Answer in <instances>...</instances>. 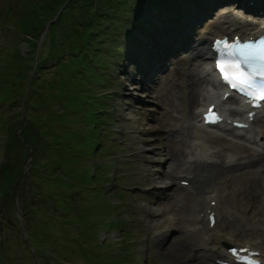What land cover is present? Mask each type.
<instances>
[{"label": "rangeland", "instance_id": "rangeland-1", "mask_svg": "<svg viewBox=\"0 0 264 264\" xmlns=\"http://www.w3.org/2000/svg\"><path fill=\"white\" fill-rule=\"evenodd\" d=\"M12 1L0 0V191L6 195H0V264H217L215 253L202 248L218 249L215 233L261 245L264 262V199L254 192L259 179L226 176L199 195L178 184L180 168L171 173L176 178L165 175L170 154L183 168L193 151L195 129L187 122L178 134L171 128L186 121L178 84L186 48L206 43L229 17L264 24V0H166L170 13L156 2L150 13L137 4V23L126 18L127 31L115 28L112 42H101L110 52L80 51L66 65L67 53L36 54L45 50L46 23L34 36L33 55L23 54L29 34H17L9 23L24 16L17 8L22 0ZM167 24L171 39L152 30ZM26 64L37 72L22 81ZM174 110L176 120L168 115ZM258 118L241 135H254L264 120ZM238 138L247 152L255 146L251 137ZM221 140H208L204 155L238 154ZM211 188L220 190L217 205L224 211L205 230L193 215ZM248 203L256 207L252 214L242 211Z\"/></svg>", "mask_w": 264, "mask_h": 264}, {"label": "trees", "instance_id": "trees-1", "mask_svg": "<svg viewBox=\"0 0 264 264\" xmlns=\"http://www.w3.org/2000/svg\"><path fill=\"white\" fill-rule=\"evenodd\" d=\"M12 2L14 3V0ZM143 2L149 4L156 2L162 10L169 7L166 0H22L17 8L24 16L18 17L17 21L11 20L10 23L17 30V34L18 32L29 34L27 39L29 44L25 55L30 52L27 55L30 57L34 52L32 48L35 46L33 40L35 34L48 20V17L59 8L52 17L53 19L44 27V35H42L40 43L45 45V50L39 51L38 49L36 54L38 56L41 52L49 56L50 53H67L68 55L62 62L63 65H66L75 54H80V51L90 57L101 53L102 49L110 52L108 46H100L101 42L103 40H107L108 43L112 42L109 36L115 31V28L123 32L127 31L128 26L130 27V20L136 23V18L132 16V13L136 9V5L141 3L143 5ZM165 12L170 13L168 10ZM126 18H130V20L127 22ZM45 40H47L46 43ZM104 57L106 58V56ZM27 60L29 61V59ZM30 66L32 64L22 66L23 74L20 77L22 81H24L23 77L27 71L31 70V75L36 74V67L32 69Z\"/></svg>", "mask_w": 264, "mask_h": 264}, {"label": "bare ground", "instance_id": "bare-ground-1", "mask_svg": "<svg viewBox=\"0 0 264 264\" xmlns=\"http://www.w3.org/2000/svg\"><path fill=\"white\" fill-rule=\"evenodd\" d=\"M228 19H230V22H229L230 26L229 27L233 31H239L242 36H244V34H246V33L254 34L255 32H258L260 30L264 31V25H260L259 24V25L255 26L254 23H256V21H254L253 19L251 21L249 19H243V20H238V19H235V18L231 19L230 17ZM250 24H251V26L252 25H254V26L249 27ZM218 30L221 33L226 32V30H224V29L222 30L221 28H219ZM232 30L230 31L231 33L233 32ZM194 31L197 32L196 29ZM200 44L201 45H199L198 47L189 45L186 48L185 52H187V57H186V59L182 58L183 62L185 64V65L183 64L184 68H183V70H178L179 73H180V75L178 74L179 75L178 76V84L180 83V87L183 88V90H182L183 92H181V93H183L184 100H182L181 103L183 104V110H182V114L183 115L182 116L185 118V120H186V118H191V117H195L196 116L197 112L195 113L194 109H196L197 101L199 99V96H200L201 92H204V97H203V99L201 101L202 105L206 104V100L212 99L215 96V92L213 91V89L205 92V88L203 89V85H201V83H202L201 80L208 79L209 77L207 75V72L204 71L203 62L200 60V57H202L201 55L203 54V52H205L206 47L208 46V43L207 44L206 43H203V44L200 43ZM187 63H188V65H186ZM185 89L187 91L186 93H188L186 96L184 95ZM202 96H203V93H202ZM216 98H218V96H216ZM228 111H236L237 112L235 107L228 108ZM263 119H264V117L261 118V120H263ZM166 120H168V119H166ZM168 121H170V120H168ZM192 124H194L195 127L197 128L196 130L198 131L197 134L199 136L197 141L193 142V144L197 148H199V150L196 152L197 154L200 151H203L206 148V144L207 143L205 144L204 143L205 141H207V142H208V140L222 141L221 139H224V137L221 136L219 133L216 134V133L212 132L213 131L211 129L212 125L207 124L206 126H201L202 128H200L194 122H192ZM224 125L226 126L225 122L222 123V124L217 123V125L214 124L213 126H215V127L217 126L218 127V126H224ZM228 128H233V127L232 126L231 127L228 126ZM261 129L264 132V120L261 123ZM180 130H181V128L180 129L178 127L176 128L177 134H178V132ZM238 133L242 134L240 132H238ZM231 140L232 139L229 138V140H228L229 144H232L233 145V149H237V152H238V154H236L234 157L233 156L232 157L229 156L227 158H224L223 155L222 156L218 155L219 157L217 156L216 157L217 159H209V160H206L205 158H202V157L197 159L195 157V158L192 159V160H195V161H192L191 163L189 162L188 165H185L182 168L183 165L179 166V164H177V162L179 160L177 155L170 154L169 155L170 156V162H171L170 166L172 168L168 169L167 171H165V175L167 177H169V176L175 177L176 175L175 176L172 175V174H174L172 172L175 171L174 168L176 170L178 168H180L181 171L182 170L184 171L182 174L186 175L184 178H187L188 186H191L195 191H197V193L202 191V190H204L205 188H207V186L208 187H210V185L212 186L216 181L218 183H220L222 180L225 179L226 176L228 177L230 175H234L235 177L240 178V177H242L244 175H247V177H251L252 176V178H254L255 177V173L254 172H258L259 176H260L261 172L264 171V142L260 143V147H261L260 149L257 148V147H252V148L249 149L250 152L249 151L247 152L245 150V148H246L245 144L240 143V142L239 143L232 142ZM178 141H181V139H179ZM180 143H179V145H180ZM207 147H208V144H207ZM219 148H222V147H219ZM221 150H223V148ZM166 151H167V149H166ZM177 151H179L178 148H177ZM211 154L214 155L215 153L214 152H212V153L210 152V155ZM180 161H182V160H179V162ZM255 189H258V190H261V191L264 190V178L262 177V175L259 177V180L255 184ZM200 194H201V192L199 193V195ZM191 195H192V193H191ZM217 196H218V190L217 191H213L210 196L208 195V200L211 199L212 197L216 199ZM247 205L248 206L244 207L242 211L244 213L248 212V213L252 214L253 213V209H256L255 205L250 204V203H248ZM205 207H209L210 208V206L207 204V202H206V204L203 205V208H205ZM215 207H216V205L213 206L212 208H215ZM219 208H221V207L219 206ZM205 212H206V210L204 209V216H205ZM215 215H216V212H215ZM216 216H214V222H216V220H215ZM202 218H203V216H202ZM205 220H206V218H205ZM169 223H171V221H169ZM206 223H207V220H206L205 224ZM194 229H192V230H194ZM196 230H198V229H196ZM202 231L203 230L200 231L201 234H203ZM163 232H164V230L159 231V233H163ZM181 238H180V240H181ZM177 239L178 238L175 237L171 241L170 244L174 243L175 240L177 242L178 241ZM224 241L228 242L227 237L224 238ZM168 247H170V246H168ZM193 257L195 259L198 258V257H196V255H194Z\"/></svg>", "mask_w": 264, "mask_h": 264}, {"label": "snow or ice", "instance_id": "snow-or-ice-1", "mask_svg": "<svg viewBox=\"0 0 264 264\" xmlns=\"http://www.w3.org/2000/svg\"><path fill=\"white\" fill-rule=\"evenodd\" d=\"M223 50L218 52L217 68L222 78L233 87H254V77H264V38L256 42L217 41ZM246 66L248 71H245ZM256 98L264 100V91L254 94ZM205 119L214 122L219 119L214 113L206 114Z\"/></svg>", "mask_w": 264, "mask_h": 264}]
</instances>
